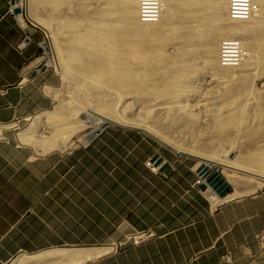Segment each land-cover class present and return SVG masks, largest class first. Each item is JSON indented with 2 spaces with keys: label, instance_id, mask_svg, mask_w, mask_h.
Segmentation results:
<instances>
[{
  "label": "bare ground",
  "instance_id": "obj_1",
  "mask_svg": "<svg viewBox=\"0 0 264 264\" xmlns=\"http://www.w3.org/2000/svg\"><path fill=\"white\" fill-rule=\"evenodd\" d=\"M31 1L47 4L58 13L62 5L74 0ZM90 7V12L80 8L74 15L65 12L48 17L33 14L29 8V17L48 34V63L56 66L65 85L51 91L57 98L55 108L42 111L21 128L19 140L49 152L71 147L76 133L85 144L94 129L105 123L137 126L176 152L199 158L198 166L223 165L228 171L227 177L223 174L232 186L242 184L243 178H257L262 186L264 90H249V69L234 74L224 66L247 62L248 51H264V0H91ZM236 32L250 35L243 42L238 37L226 38ZM220 38L224 39L218 59ZM228 39H232L228 61L233 62L224 63L222 41ZM233 40L239 43L231 45ZM177 41L178 46L172 47ZM203 56L206 68L198 72ZM200 74L215 85L200 89L194 82ZM208 97L213 98L208 101ZM245 97L252 98L254 105ZM133 101L140 105L136 118L117 115L119 102L130 107ZM11 125L15 122H0V137ZM181 125L191 134L212 133L206 137L208 145L234 146L238 142L241 159L230 158L227 149L222 156H214L199 150L197 144L190 146L170 138L169 129ZM238 136L239 140L233 139ZM256 189L231 190L224 197L210 188L205 193L218 205ZM256 236L264 240L261 230ZM112 249V245H92L24 252L8 264H82Z\"/></svg>",
  "mask_w": 264,
  "mask_h": 264
},
{
  "label": "crops",
  "instance_id": "obj_2",
  "mask_svg": "<svg viewBox=\"0 0 264 264\" xmlns=\"http://www.w3.org/2000/svg\"><path fill=\"white\" fill-rule=\"evenodd\" d=\"M14 4L15 0H0L1 123H13L15 119L24 118L41 108L40 101L43 100L42 93L33 84L27 83L23 76L24 67L36 55L42 36L24 22L25 12L29 17V0L21 1V12L17 14L12 11ZM26 36L25 46L19 48L17 45ZM106 135L111 136L107 139L113 136V139L123 141L130 136H139V133ZM16 137L19 147L2 141L8 139L5 131L0 137V264L10 262L24 252L37 253L63 247V244L92 246L95 240L100 242L110 233L109 221L112 219L125 221L113 233L117 237L111 242L113 249L82 264H257L251 257L257 246L254 234L264 230V213L255 207V200L260 196L230 199L236 200L229 204V228L220 231L215 228H191L183 223L190 217L189 206L197 204L195 213L204 214L199 215L202 219L205 217L207 194L198 189L200 178L195 177L197 173L183 159L165 156L170 165L153 173L146 166L138 169L137 159L130 160L132 157L129 155L130 161L124 160L128 164L132 162L129 172L134 175L141 172L149 178L129 176V183L119 180L123 197L115 203L106 199V191H98L104 187V182L94 179L95 167L98 168L96 164L101 163L93 154H86L84 163L80 161L79 164L77 157H72L73 153L64 156L53 152L72 147L42 151L21 143L17 133ZM22 145L29 146L31 151L22 148ZM89 146L99 152L105 148L104 143H91ZM117 146L131 152L142 150L136 145L130 149L123 143ZM98 157L104 163L111 162V158L106 159L105 155ZM78 165L85 166L89 178H77ZM101 165L105 169L104 164ZM210 201L211 210L221 205H214L211 198ZM114 203L116 205L112 206ZM133 204L135 207H132ZM127 206L132 207L129 212L126 211ZM200 208L203 211L200 212ZM143 223L151 233L149 239L139 244L129 242L114 249L115 241L125 239L133 230L145 229ZM98 224L102 231H94V226ZM223 249L231 252L230 258L225 261L221 258Z\"/></svg>",
  "mask_w": 264,
  "mask_h": 264
},
{
  "label": "rangeland",
  "instance_id": "obj_3",
  "mask_svg": "<svg viewBox=\"0 0 264 264\" xmlns=\"http://www.w3.org/2000/svg\"><path fill=\"white\" fill-rule=\"evenodd\" d=\"M90 6H91V0H82V1L81 0H74L71 4L62 5L61 8L59 9V11H57L58 13H56V11H52L51 6H49L47 4H40V3L35 4V2H33V1L29 2V8H31V12L33 14H36V15H39L42 17H48L51 15H60V14L64 15L65 12L69 15H74L76 13H79L80 8L85 9L86 12H90L91 11ZM74 7H76L77 10H74L73 9ZM24 22L27 23L28 26L35 28L40 33V36H42V40L40 41L39 49H38L36 55L24 67L25 70H24L23 76H24V79H26L25 81L27 83L33 84L35 89L39 93H42V95H43L42 99L43 100L40 101V104L42 105L41 108H39L37 110H33L31 113L27 114L24 118L13 120L12 122H15V125H11V126L5 128L4 131L8 137V140H2V141L9 144L10 146H15V147H19L18 146V139L16 137V133H18V131L21 128H23L25 125H27L29 122H32L34 120L35 116L38 115L39 113H41L42 111L54 109L55 104L57 103V98H55L53 96L51 91L56 89V88H58V90L59 89L62 90L64 88V85H65L64 79L62 78V76L60 75L58 70L56 69V66L48 63L49 62L48 60L50 58V54H48L49 53L48 51H50V49H49L50 47L47 43L49 41V37H48L46 30L42 26L34 23L30 18H28L26 12L24 13ZM249 35L250 34L248 32H236V33L227 34L226 38L238 37L243 42L247 38V36H249ZM27 39H28L27 36L23 37V39H21L19 44L24 40H25V44H26ZM222 39H224V38H220V40H219L218 59H219V51H220V42ZM238 43L239 42L237 40H233V43H231V45L238 44ZM19 44L17 46L19 48H21L19 46ZM177 44H179L178 41L172 47L178 46ZM179 46H180V48H184L183 45H179ZM233 47H235V46H233ZM248 52H249V55H248V57H246L248 59L247 62L243 61L238 66H224V67H228V69H229L228 73H234V74L239 73L243 70L249 69L250 72L252 73L250 75V79L248 81L249 90L250 91H256L254 93L262 92V90H264V51L257 53L254 50H252V51H248ZM237 61H238V59H236V62ZM230 62H233V60H230ZM198 63H199L198 64V72H202L206 68V56H203L199 60ZM205 72H207V71H205ZM194 82L196 83V85L198 87H200V89H207V88H210V87L215 85L214 81L209 80L208 77L204 76L203 74H200V76L195 77ZM212 98L213 97H208V101H211ZM245 99L249 105H254L255 102L253 101L252 98L247 99L245 97ZM139 107H140V105L135 101L132 102V105L130 107H125L122 102H119L117 105L116 113H117V115L121 116L122 118H126V117L127 118H136L135 112L137 111V108H139ZM192 110L194 112H198V114L200 113L199 109H197V108H193ZM150 124L154 125L152 120H150ZM136 127L137 126H128V125L126 126V125H122V124H120V125L114 124L113 125L110 123H105L101 127V129L100 128L94 129L92 136H91V140L87 145L84 144V138L81 136V134L76 133L72 137V139L74 141L72 143V145H70L72 147V149H69V150L67 149L65 151H53V152L56 155L63 154L64 156L70 155L71 153H73L72 157H74V156L77 157L79 164L81 163L80 161H82L84 163L83 160L86 159L87 155L93 154L95 159L97 161H99L98 163L104 164L103 166L105 168V169H102L101 164L95 163L98 168H96L94 166L95 167L94 179L104 182V184H103L104 187L100 186L102 189L100 188V189H98V191H106V194H105L106 199L110 200L111 202H115V203L117 200H120L123 197L121 195V188L118 186L119 180L120 181L124 180L125 182L129 183L128 182V180H130L129 176L131 178H138V179H140V177L146 176L145 174H142L141 172H140V175H138L139 173L134 175L133 172L132 173L129 172L130 169H132V165H131L132 162H129V164L127 162L124 163V160L128 161L130 159L129 155H131V157H132L130 160H136L137 159L138 169L142 168L143 166H146L151 172L158 173L159 167H155L154 165H149L147 163V161L149 160V156H151L155 152H161V154L164 157L170 156L171 158L173 157V158H177V159H183L184 163H187L190 166V168L194 171V173L196 174L195 165L200 162L199 158H197L195 156H188L186 154H178L172 148L168 147L167 144L165 145L164 142H162L159 138H156V137L150 135L149 133L145 132V130L142 129L141 127H139V128L138 127L136 128ZM122 132L123 133H139V136H130V138L128 137L127 139H125L123 141L120 139L119 140L113 139V136H112V139H107L111 136L106 135V133L117 134V133H122ZM168 133H169L168 135L170 136V138H174L175 140L180 141L186 145L194 146L197 144V146L199 147V150H201L205 153H208V154H211L214 156H222L224 153L223 151L225 149H227V151L230 150V153H229L230 158H237L238 157L239 159H241L239 148H237L238 142L234 146L229 145V144L208 145L205 142L207 140L206 137L212 133H209L206 135H200V134H196V133L191 134V133L187 132V128L183 125H181L179 127V129L170 128ZM99 135H101V136H99ZM96 137H100V138L103 137V139L99 140ZM237 138H233V139L237 141V140H239V136ZM91 143H95V144L96 143H104L105 148L100 150L101 152L93 151L91 149V147L89 146ZM118 143L126 144L125 147L128 149H130L132 145H136L137 148L140 146V148L142 150L131 152V151L125 150V148L123 146H117ZM25 144H27V143H25ZM22 148L26 149L27 151H31V148L27 145H22ZM104 155H105L106 159L111 158L110 163L108 161L107 162L105 161V163H104V161L100 157H98V156H101L103 158ZM214 166L219 167L221 170H223V173L227 177L228 171L225 169V167L223 165L217 163ZM78 169H79V172L77 174L78 175L77 178L79 180H85L86 178H89V176L87 175V173L85 171L84 165H81V166L78 165ZM146 177H147V179L149 178L148 176H146ZM195 177H197V179H199L197 174L195 175ZM263 182H264V180H263ZM240 183H242V184L237 185V184L233 183L234 189L232 191H236V190L248 191V190H250V188H253V189L257 188V189L250 192V193L240 194L239 195L240 197H238L237 199L260 196V197L256 198V200H255V207L264 213V184L262 186H259L260 183H259V179H257V178H253V179L243 178L242 182H240ZM199 184H200V182H199ZM197 185H198V183L196 184V187H197ZM198 189L202 192L201 188H198ZM242 195H244V196H242ZM205 197H206V200H205V207L206 208L204 211L205 217L200 219L199 215H204V214L198 215V213H195V212H197L195 209V208H197V204H195L194 206H193V204H191L189 206L190 217L188 219H186L185 221H183V223L187 224V226L191 227V228H194V227H197V228L205 227V228H210V229L215 228V230H217V231L229 228L230 227L229 204L231 202L235 201L236 199L225 202V203L219 205L218 207H216V209L211 210L210 198L208 195H206ZM133 199H134V197H133ZM200 202H201V200H200ZM115 203L112 206H115L116 205ZM132 207H135V204H133ZM132 207L130 208L127 206L126 211L129 212L132 209ZM221 209H222V211H221ZM201 211H203V209L200 208V212ZM262 217H263V221H264V215ZM197 218H199V219H197ZM95 222H98V221H95ZM123 222H125V221L119 220V219L110 220L109 221L110 233L107 236H105L103 239H100V242L95 240L94 241L95 243H93L94 244L93 246L111 244V242L113 241V238H117L113 233L117 230V228ZM148 222H150V221H148ZM142 226L145 229L138 228V229H136V231L133 230L134 232L132 234L126 235L125 239H120V241H115L116 243L113 245L115 247L114 249H116L120 246H124L129 242H132L135 244V241L133 238L134 236H140V243L145 241L146 239H149V237H151V236L146 235L149 232V231H147V230H149V228L146 226L145 223H143ZM98 230H100V231L103 230L101 227H99V224L94 226V231H98ZM143 230H145V231H143ZM139 231H141V232H139ZM254 236L256 238L255 243L257 246L254 248V251H255L253 253L254 256H252L251 258H252V260L255 259L257 264H264V240L258 238L256 236V232H255ZM64 245H66V246H64ZM62 246L64 248L69 247V245H67V244H63ZM72 247H75V246H72ZM223 251L224 252L221 253L222 254L221 258H222V260L224 259L223 261H225V260L230 258L231 252L227 251L225 249H223ZM22 252H24V251H22ZM21 254H19V255L17 254V255L20 256ZM25 254H35V253H25Z\"/></svg>",
  "mask_w": 264,
  "mask_h": 264
},
{
  "label": "water",
  "instance_id": "obj_4",
  "mask_svg": "<svg viewBox=\"0 0 264 264\" xmlns=\"http://www.w3.org/2000/svg\"><path fill=\"white\" fill-rule=\"evenodd\" d=\"M21 1L22 0H15L14 7L12 9L13 13L17 14L21 12ZM149 161L152 162L155 167L160 166V171H163L167 166L170 165V162L167 161L159 152L152 155ZM195 172L199 176L200 182L202 180V183L199 184V187L204 191H206L207 188H210L214 190L219 197H224L233 188L231 183L227 181L223 172L219 168H213L205 164H200L198 167H196Z\"/></svg>",
  "mask_w": 264,
  "mask_h": 264
},
{
  "label": "built area",
  "instance_id": "obj_5",
  "mask_svg": "<svg viewBox=\"0 0 264 264\" xmlns=\"http://www.w3.org/2000/svg\"><path fill=\"white\" fill-rule=\"evenodd\" d=\"M239 0H233V2H238ZM246 0H241V2H244ZM235 5V4H234ZM149 6L147 5V9L148 11L151 9V8H148ZM232 40V39H228V40H223L222 41V60L224 61V63H231L230 61H228V53H231L230 50H229V41ZM25 45V40L22 41L19 46L20 47H23ZM147 236H151V233H147L146 234ZM261 235L264 236V230H261ZM134 241H135V244H139L140 243V236H134Z\"/></svg>",
  "mask_w": 264,
  "mask_h": 264
}]
</instances>
